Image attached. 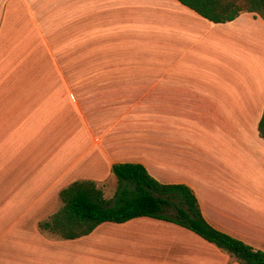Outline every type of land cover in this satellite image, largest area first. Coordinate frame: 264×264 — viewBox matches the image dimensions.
<instances>
[{"label": "crops", "instance_id": "crops-1", "mask_svg": "<svg viewBox=\"0 0 264 264\" xmlns=\"http://www.w3.org/2000/svg\"><path fill=\"white\" fill-rule=\"evenodd\" d=\"M263 108L264 21L254 12L215 23L178 0H0V219L30 214L43 236L64 240L51 252L84 241L113 222L75 239L40 225L75 181L112 198L111 165L133 162L188 186L211 226L264 251V193L252 200L236 176L264 168ZM113 224L142 233L111 264H239L170 221ZM1 239L0 264H10Z\"/></svg>", "mask_w": 264, "mask_h": 264}, {"label": "trees", "instance_id": "trees-1", "mask_svg": "<svg viewBox=\"0 0 264 264\" xmlns=\"http://www.w3.org/2000/svg\"><path fill=\"white\" fill-rule=\"evenodd\" d=\"M203 18L224 23L241 12H254L264 21V0H178ZM264 139V108L258 122ZM117 180L112 198L91 180L75 181L60 192L61 208L41 227L64 239L91 233L104 222L123 223L152 217L187 228L226 252L239 264H264V251L211 226L203 217L193 191L180 183H161L140 163L111 165Z\"/></svg>", "mask_w": 264, "mask_h": 264}, {"label": "rangeland", "instance_id": "rangeland-1", "mask_svg": "<svg viewBox=\"0 0 264 264\" xmlns=\"http://www.w3.org/2000/svg\"><path fill=\"white\" fill-rule=\"evenodd\" d=\"M229 41L231 42V39H229ZM4 150L5 141L0 140V187L2 185L3 164L7 160ZM262 170H264V168H262ZM262 170L236 172V176H238L239 180L246 183L245 188H250L252 191V200L256 199V194L259 193V190H262L264 193L263 186H260L262 183L259 182V172L262 173ZM114 190H116V183H111L109 187L105 189L106 196L111 195ZM4 210L2 195L0 194V215L3 214ZM126 230L127 227L124 226V224H103L100 230L91 233L92 235L90 238L84 241L68 242L71 246H67L66 248L55 247V250L51 252L45 247L49 245H59V243H63L64 240L43 236L36 226H34L33 220L30 219V214L24 219L19 220L16 224H11L8 220L0 219V233H2L1 242L7 248L5 262H9L10 264H23L24 261H28L33 257L46 258L51 257V254L55 257L54 264H70L68 263L69 254L74 256L85 254L86 258L93 255L92 258H87L89 259V264H99V255L105 254L106 258L102 263L111 264L116 255H121L123 253L127 255L125 250L133 245L134 239L132 237L142 233V231H133L130 229L126 232Z\"/></svg>", "mask_w": 264, "mask_h": 264}]
</instances>
